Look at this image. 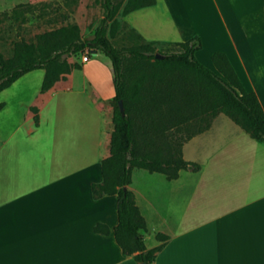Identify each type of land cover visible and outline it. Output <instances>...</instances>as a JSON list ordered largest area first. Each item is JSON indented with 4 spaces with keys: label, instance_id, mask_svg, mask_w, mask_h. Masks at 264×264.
<instances>
[{
    "label": "crops",
    "instance_id": "obj_1",
    "mask_svg": "<svg viewBox=\"0 0 264 264\" xmlns=\"http://www.w3.org/2000/svg\"><path fill=\"white\" fill-rule=\"evenodd\" d=\"M10 1L0 0V11ZM201 1L154 0L119 22L144 42L197 37L193 56L203 67L212 66L213 52L222 53L264 115L262 0ZM74 70L38 93L45 103L72 100L81 107L28 105L36 109V125L30 107L0 108V264H136L113 241L114 196L90 195L107 155L110 120L102 100L70 93ZM33 71H40V84L42 70L27 73ZM221 116L181 145L182 158L183 145L201 141L197 171L178 170L161 192L137 189L131 180L126 186L145 223L143 243L146 234L153 238L145 248L161 244L152 264H264V144L229 119L232 127L225 128ZM95 224L108 233L93 232ZM155 233L166 239L155 240Z\"/></svg>",
    "mask_w": 264,
    "mask_h": 264
},
{
    "label": "trees",
    "instance_id": "obj_2",
    "mask_svg": "<svg viewBox=\"0 0 264 264\" xmlns=\"http://www.w3.org/2000/svg\"><path fill=\"white\" fill-rule=\"evenodd\" d=\"M154 0H99L101 18L92 36L79 39L75 26H60L35 36V43L12 44L11 55L0 53V91L23 74L42 70L38 92L47 91L58 79L78 68L68 57L83 50L101 53L111 71L113 108L107 155L99 160L100 181L90 184L92 199L102 195L115 198L114 243L123 255H131L136 264H152L161 244L146 249L143 243L145 223L126 188L132 169L176 178L178 170H198V165L181 158V145L208 127L217 114L224 115L248 137L264 144V115L253 93L245 91L220 52L210 55L214 71L203 67L193 56L199 48L197 37L173 45L172 52H157L144 43L115 48L106 37L118 24L113 18L118 8L123 16L130 11L153 5ZM263 10H264V0ZM129 29V28H128ZM133 32L132 29H129ZM163 44V43H162ZM120 101L122 111L117 108ZM3 103L0 102V108ZM32 122L36 125L33 106ZM107 234L103 224L92 227ZM163 242L166 236L155 233Z\"/></svg>",
    "mask_w": 264,
    "mask_h": 264
},
{
    "label": "rangeland",
    "instance_id": "obj_3",
    "mask_svg": "<svg viewBox=\"0 0 264 264\" xmlns=\"http://www.w3.org/2000/svg\"><path fill=\"white\" fill-rule=\"evenodd\" d=\"M119 9L120 7L113 17L118 24L116 31H112L110 34L106 33L111 45L119 49L143 44L144 42L134 32L119 22ZM100 18L99 0L10 1L0 11V53L4 58H8L11 55L14 42L34 44L37 34L54 30L60 26H75L77 37L88 39L92 36ZM152 49L153 53H167L176 50L173 45L167 46L165 43L153 44ZM84 53L87 56V61L80 62L79 56ZM90 53L83 50L68 57L69 63L78 64V68L72 71L69 78L70 93L82 91L84 95H92L94 98L102 100L99 105L105 107L110 120L113 108L111 100L113 92L109 63L101 53L97 52L95 55ZM207 69L214 71L212 66ZM39 73L40 71H33L24 74L1 90L0 102L5 107H28V105L35 107H81L79 103L72 100L53 99L45 103V97L38 93L39 82H37V77ZM93 97H90L92 101L94 100ZM220 119L226 123L225 128L227 126L232 127L226 117L221 116ZM109 127L111 130V123H109ZM215 128L216 126L213 131L218 130ZM202 151L201 141H189L182 147V158L188 162L198 163V160H201L203 156L202 154L205 153ZM130 180L131 185L137 189L142 190V188L149 186L157 192H161L163 184L166 183L161 174L149 173L136 168L131 170ZM144 243L147 246L153 243L151 233L149 236L145 235Z\"/></svg>",
    "mask_w": 264,
    "mask_h": 264
},
{
    "label": "water",
    "instance_id": "obj_4",
    "mask_svg": "<svg viewBox=\"0 0 264 264\" xmlns=\"http://www.w3.org/2000/svg\"><path fill=\"white\" fill-rule=\"evenodd\" d=\"M94 53H95V52L92 51V54H94ZM154 57H155V58H158L159 55H158L157 53H154ZM117 108H118V111L121 113L122 108H121V103H120V101H117Z\"/></svg>",
    "mask_w": 264,
    "mask_h": 264
},
{
    "label": "built area",
    "instance_id": "obj_5",
    "mask_svg": "<svg viewBox=\"0 0 264 264\" xmlns=\"http://www.w3.org/2000/svg\"><path fill=\"white\" fill-rule=\"evenodd\" d=\"M80 60L81 61L87 60V56L85 55V53L80 55Z\"/></svg>",
    "mask_w": 264,
    "mask_h": 264
}]
</instances>
